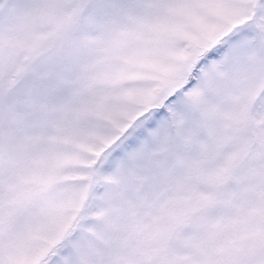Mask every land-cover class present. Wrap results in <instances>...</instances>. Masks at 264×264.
Returning <instances> with one entry per match:
<instances>
[{"label": "snow or ice", "instance_id": "snow-or-ice-1", "mask_svg": "<svg viewBox=\"0 0 264 264\" xmlns=\"http://www.w3.org/2000/svg\"><path fill=\"white\" fill-rule=\"evenodd\" d=\"M0 264H264V0H0Z\"/></svg>", "mask_w": 264, "mask_h": 264}]
</instances>
